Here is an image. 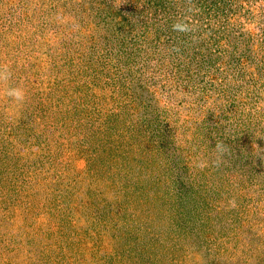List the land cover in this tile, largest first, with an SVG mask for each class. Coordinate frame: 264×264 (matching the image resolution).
<instances>
[{
    "label": "rangeland",
    "instance_id": "obj_1",
    "mask_svg": "<svg viewBox=\"0 0 264 264\" xmlns=\"http://www.w3.org/2000/svg\"><path fill=\"white\" fill-rule=\"evenodd\" d=\"M0 72V264H264V0H0Z\"/></svg>",
    "mask_w": 264,
    "mask_h": 264
},
{
    "label": "clouds",
    "instance_id": "obj_2",
    "mask_svg": "<svg viewBox=\"0 0 264 264\" xmlns=\"http://www.w3.org/2000/svg\"><path fill=\"white\" fill-rule=\"evenodd\" d=\"M7 79V76L4 72H0V80ZM7 95L11 98H13L17 102H22L24 99V92L20 88H10L7 91Z\"/></svg>",
    "mask_w": 264,
    "mask_h": 264
}]
</instances>
